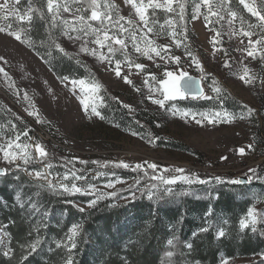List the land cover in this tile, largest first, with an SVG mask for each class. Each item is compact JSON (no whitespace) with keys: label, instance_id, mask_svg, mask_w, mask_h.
Instances as JSON below:
<instances>
[{"label":"rangeland","instance_id":"374dc122","mask_svg":"<svg viewBox=\"0 0 264 264\" xmlns=\"http://www.w3.org/2000/svg\"><path fill=\"white\" fill-rule=\"evenodd\" d=\"M3 2L4 0H0V3ZM111 2H114L120 8L121 15L125 17L131 16L132 19L138 21L134 10L131 9L130 5H125L123 0H111ZM247 2L260 11L261 14H264V0H247ZM193 6L190 1L188 11L185 10V23L188 20L189 32L187 30V40L180 47H176L172 42V38L167 35V26L164 27L163 33H160V25H156L154 32L148 34L149 38L155 40L157 45H171L172 54L181 57L180 67L192 77L202 79L205 95L217 97V93L213 91L214 85L211 86L208 80L217 78L230 95L240 102V106L236 109L227 106L226 98L228 96L223 91L216 99H178L166 102V108L161 109L147 99L149 92L144 81L149 79V73L154 74L158 80L161 79L164 67L173 70L175 68L174 64L165 65L164 61L159 60V58H155L154 63L152 60L136 53L129 43L128 53L131 58L136 63L146 65L145 71L140 72L132 68L131 74H129V69L122 65L123 75H128L133 82L130 85L124 82L123 75L121 77L115 75L113 71L114 64L110 66L107 61L101 63L95 57L79 53L82 41L73 43L67 38L61 37L58 40L61 46L70 54L79 53L76 58L86 66L78 65L73 60L75 72H66L64 75L90 80V70L91 76H94L102 86L107 87V92L110 95L112 94L115 100H118L127 117L117 121L114 108L111 106L107 96L104 95L103 90L99 93L88 94L93 99L89 100V114H86L83 105L80 103L81 98H88L85 93L80 92L79 88H77L74 94L71 90V84L67 81L62 82L49 65L41 59V56L34 51L33 47L17 42L6 33H0V57H4V60L7 61V63H4V61L0 60V67L4 68L9 77H11V84H14V87L10 86V82L4 77L3 73H0V111L5 115L4 119L0 121V143L13 138L17 133L27 131L29 136L32 137L29 143L34 145L35 138L33 140V137H37V133H47L52 140L41 139L50 146L51 152L54 151L57 155H61L65 162L71 161L76 157L79 160L89 161L87 165L76 162L75 169L79 170V174H83L86 169L89 170L87 172L88 181L97 185L99 191L105 193L117 192L118 189H126L129 185L135 183V178L127 174V171L132 170L114 168L111 164L108 167H98L92 164L91 161H99L101 164L118 161L135 164L148 161L156 163L161 170L165 167H180L184 168L186 173H197L201 178L205 174L211 175V177L228 175L245 181L248 180L247 177L251 174L249 169H256L257 175L264 177V59L261 58L264 57V43L255 46L257 49L255 59L247 56V52L242 50L246 47H251L248 45V37H244L238 32L237 34L231 33L226 24L230 17L226 16L225 21L206 27L202 15L198 19H192ZM230 6L238 13L237 19L232 25L234 29L241 27V17L244 21L245 30H249V24H259L257 17L252 16L243 5L238 3V0H232ZM16 7L21 9V14H23V9L26 8V6H21L20 4H17ZM204 11L205 9L202 8L201 12L203 13ZM158 12L160 13L158 19L163 21L165 14L159 10ZM149 13H151V10H149ZM212 19L215 20L216 18L213 17ZM9 23H11L12 29L20 26V22L16 21L13 16H9L7 20L0 19V26H7ZM26 24L27 22H24L25 27ZM221 25H224V27H221ZM212 27L221 32V36L217 37L220 42L215 45V49L212 43L215 33L210 31ZM176 31L178 33L181 31L179 25H177ZM251 31L254 33L251 37L253 41L264 36V29L258 26L252 28ZM177 39H183V37L178 36ZM40 40L44 39L38 38L37 41H34L41 49L47 52V45L41 46L39 44ZM89 47L96 46L89 44ZM115 47L119 48V45H115ZM186 48L203 65V72L197 69L191 58L186 55ZM103 51L107 53L106 48ZM58 53L59 55L56 58L58 57L59 60L57 61L61 64L62 62H70L68 61L70 59L67 57L65 59L63 54ZM115 56L116 59H123L120 52H117ZM226 62L230 65L229 67L225 66ZM157 63L161 67H156ZM245 67L249 70V75L254 77L253 81L248 84L239 79V75L243 74ZM149 83H153L151 79H149ZM17 92H19V95H17ZM25 92L28 94L31 103L38 110L40 122H38L36 115L28 114L29 111H32V108L29 107V101L23 98ZM99 97H103L102 103ZM94 103L97 111L104 116V119L91 114V108ZM172 104L177 109H190L195 112L221 110V106H223L224 109L235 114L237 118L231 123L217 122L216 124H208L205 121L204 125L200 126L193 121H185L180 117L179 113L172 115L169 108V105ZM124 105H129L132 111L129 108H125ZM242 106L254 109L253 115L243 119L239 118V114L246 111ZM6 110L21 119H25L28 129L31 133L33 132V135L28 130L17 128V125L13 124L12 118ZM138 116L144 117V119H154L155 122L152 126L153 137H159L155 144L148 142L149 136L152 135L147 134L136 126L134 120ZM13 125H15L14 128ZM132 132H136L139 135H132ZM24 140H27V137L21 136V141ZM172 143L183 145L185 148H175ZM248 145L252 146L251 149ZM241 148L245 150L244 155L239 154V149ZM46 150L48 151V149ZM32 152L33 155H38L35 153L34 148ZM222 157H227V159H222ZM18 161L19 163H17ZM15 164L22 165L23 162L17 159ZM37 164L36 170L44 166L40 163ZM5 167H13L14 169V166L4 163L2 153H0V169ZM68 168H72L71 163L67 165V168L63 165L62 169L52 168L50 171L63 173ZM113 172L115 176L98 175V173ZM26 176L28 175L26 174ZM28 177L35 183L38 182L34 177ZM117 177L124 182L116 184L114 188L104 187L109 180H115ZM258 181L264 184V179H258ZM65 183L70 184L71 180L65 181ZM77 183L83 184L85 181H77ZM248 184L246 182L238 185L241 186L239 189H225V191L231 192L230 195L232 197H240L242 193H245L246 199L253 201L247 212L250 208L254 209L256 220L258 221V214L264 209V188L261 191L262 194H257L242 187H248ZM221 186H214L215 191H218ZM175 187L180 186L177 185ZM49 194L58 200H68L71 197L78 198L79 207H83L85 210L92 208L88 207L87 202L94 199L91 195L80 193ZM253 197H259V199H253ZM108 199L110 198L106 197L97 203ZM187 199L196 201V199L190 197L183 200ZM131 201L132 199L117 198L111 204L113 206L110 207L118 209L119 207L127 206ZM181 201L177 205H181ZM151 204L154 206L153 202ZM165 205L167 203L155 206V208L164 207ZM247 212L243 214L241 219L247 217ZM262 217L264 222V213H262ZM251 227L250 224L243 231H251ZM0 232H3V229L0 228ZM3 238L5 240L6 236ZM253 259H229L222 256L219 264H225V262L226 264H243Z\"/></svg>","mask_w":264,"mask_h":264},{"label":"snow or ice","instance_id":"6c2138e0","mask_svg":"<svg viewBox=\"0 0 264 264\" xmlns=\"http://www.w3.org/2000/svg\"><path fill=\"white\" fill-rule=\"evenodd\" d=\"M125 5H130L131 9L134 10L135 16L138 17V21L130 17H125L120 14V8L111 0H43L44 7H46V12L43 8H33L32 0H28V6L23 9V14H21V9L17 8L16 5L20 3V0H4L0 3V19L7 20L9 16H13L16 21L20 22V26L16 29H12L11 23L7 26H0V33H6L8 36L14 38L17 42L25 44L29 47L35 46V42L29 33L32 31L33 24V12L36 13V19L42 21L45 25V32L47 33L46 40H40L39 44L41 46L47 45L48 51L41 55V59L45 57L52 56V50H58L64 57L70 60H75V63L86 67L82 62L76 58L79 53H84L89 56L95 57L101 63L107 61L111 66L114 64L113 71L117 77H121L122 65L129 69V74H131V69L135 68L140 72L145 71L146 65L142 63H136L128 53L129 43L136 53L152 60L155 63V58L164 61L165 65L174 64L175 68L169 70L164 67L162 71V78L157 79L154 74L149 73V79L153 82L149 83V79H145L144 83L148 87V96L153 104L158 105L161 109L166 108V102L176 101L178 99H216L219 97L222 89L219 86H214L213 91L217 93V97L207 96L204 93L202 84L200 80L193 78L187 71L180 67L181 57L175 56L171 52V45H157L155 40L149 38V33H153L156 25H160V33H163L164 27H168L167 35L172 38V42L176 47H180L182 43L187 40V28L185 24V5L188 0H123ZM193 3L192 8V19H198L201 15L203 16L205 26L219 24L221 21H225V17H230L226 21V24L232 34H241L244 37H248V45L251 47H246L242 51L247 52V56L256 58L257 44L264 43V36L260 39L253 41L251 37L253 36L254 27H259L264 29V14H261L255 7L251 6L247 0H238L240 5H243L252 16L257 17L258 25H248L249 30H245L243 18H240L241 27L239 29H234L232 27L233 22L237 19L238 13L233 10L230 6L232 0H191ZM175 5V7H174ZM204 8L205 11L202 13L201 9ZM151 10V13H149ZM162 11L165 15L163 21L157 18V12ZM6 13V14H4ZM67 14V15H65ZM173 14V15H168ZM216 19L213 20L212 18ZM24 22H27V27L24 26ZM95 22V23H93ZM179 25L181 31L178 33L176 27ZM224 27V25H221ZM210 31L215 33L212 38V43L215 49V45L220 41L217 37L221 36L220 30L212 27ZM139 33V35H138ZM178 36L183 37V39H177ZM61 37L67 38L69 41L75 43L76 41H82L79 47V53L73 55L68 53L58 42ZM91 38V39H89ZM243 43V41H241ZM89 44L95 45L96 47H89ZM119 45V48L115 47ZM107 49V53L103 50ZM240 50V49H238ZM120 52L123 59H116L115 54ZM40 55L39 52H37ZM154 54V55H153ZM186 55L192 60L197 69L201 72L204 71L203 65L193 55L191 51L186 48ZM227 55V53H225ZM264 59V57H261ZM0 60L7 63L4 57H0ZM226 67L230 65L226 62ZM156 67H161L160 64H156ZM0 73H3L4 77L11 84V77L0 67ZM90 80L85 78H73L68 75L59 77L61 81H67L72 86V91L75 94L76 89L79 88L80 92L85 93L88 98H81L80 103L83 105L86 114H89V100L93 99L90 93H99L103 86L91 76L89 70ZM239 79L244 81L246 84L251 83L254 77L249 75V70L247 67L243 69V74L239 75ZM123 80L127 84H132V80L129 79L128 75H123ZM214 85H218L217 81H213ZM67 86V85H66ZM139 91V89H137ZM19 95V92H17ZM23 98L29 101V107L32 111H29V115H36L38 122L39 113L35 108V105L31 103L28 94L25 92ZM101 103L103 102V97H99ZM125 108H129V105H124ZM246 111L239 114V118L243 119L245 117H251L254 113V109L247 106H242ZM172 115L179 113L180 117L185 121H193L197 125L203 126L206 121L208 124L221 123H231L237 116L227 109L221 106V110H212L209 112H195L190 109L180 110L177 109L174 104L169 105ZM27 111V109H26ZM91 114H94L101 119L104 116L97 111L95 103L91 108ZM199 117V118H198ZM137 123H139L137 121ZM159 127V125H157ZM15 125H13V128ZM132 135H139L136 132H132ZM21 136L27 137V140L21 141ZM159 137L149 136L148 142L150 144H155ZM32 137L29 136L27 131L22 133H17L13 138H9L6 142L0 143V153H2V159L6 165L14 166L17 175L13 177L14 180L20 179V173H26L30 177H34L37 183L32 185L37 191L35 195L40 196L41 192H49L55 195H63L64 193H80L83 195H91L94 199L87 202L88 207H94L98 201L105 199L106 197H115L119 192H127V195H121L120 199H132L137 198V194L141 198H147L148 201L154 203V207L167 202H178L184 198H194L196 200H213L219 198V193L215 191L214 186L218 185H242L250 183L252 179H264L257 175L256 169H249L253 175L248 177V180L243 179H225L220 176L201 178L197 173H186L184 168H163L160 169L156 163H150L144 161L142 163L130 164L124 161L118 162H105L101 164L99 161H91L92 164L98 167H108L111 164L114 168L131 169L137 173H143V178H146L145 183H141V178L136 179L135 183L129 185L127 189H118L117 192H101L97 185L92 184L88 181V175L85 170L84 174H79V170L75 169V163L87 165L89 161L79 160L78 157L73 158L71 161H67L64 167L67 168L69 163L72 164V168H68L67 171L63 173L51 172L53 164L48 159L50 153L46 150L45 146L41 143L36 142L34 145L29 143ZM251 149V145H248ZM34 148L35 153L38 155H33L32 149ZM239 154L244 155L245 150L243 148L239 149ZM19 159L23 162L22 165L15 164V161ZM222 159H227V157H222ZM33 163L43 164V168L36 170L33 169L29 171L28 165ZM151 170V172H149ZM13 171V167H5L0 169V176H6ZM98 175H112L115 173H98ZM95 179V177H93ZM71 180V183H65V181ZM42 181V182H41ZM77 181H85L83 184H78ZM119 177L115 180H109L104 187L114 188L116 184L123 183ZM179 185L180 187H175ZM203 186V187H200ZM253 199H259V197H253ZM14 200L21 208H24L25 204L29 205L28 211L36 210L39 211L37 203L33 202L31 195H28L26 199H22V186L21 190H18L14 195ZM78 206V205H75ZM113 206V205H109ZM80 212H84L83 207H79ZM213 214L211 206H209L206 217L205 226H202L198 232L207 233L212 227V221L207 219L208 216ZM44 217H47V212H45ZM250 218V219H249ZM182 219V218H181ZM222 223L227 224V219H223ZM256 214L254 209H249L247 212V217L239 220V226L241 230L248 228L251 224V231L256 232ZM42 225L38 222L36 225L37 233H39V228ZM82 231L81 224H73L70 228V234H66L64 240L55 241L56 247L63 248L66 250L67 255L63 258L64 264H73L74 252L73 250L78 247V237ZM31 235V233H29ZM197 233H193V237ZM4 236H9L6 232H0V253L3 257L11 259V253L13 249L8 247L11 242V237L6 242ZM226 236V231L222 227H217L216 238H223ZM43 242V238L37 234L35 239L26 241L20 244L22 249V255L20 257L21 264L24 260H27L29 256L37 252ZM168 245L177 247L175 242V236L168 239ZM185 247L188 250L187 253L181 252L180 255H190L193 250V244L191 242H185ZM49 251L52 249L49 248ZM175 253L173 251H168L167 256L169 258L173 257ZM169 264H175L174 261H169ZM183 264H189L188 261H184ZM226 264V262H225Z\"/></svg>","mask_w":264,"mask_h":264},{"label":"trees","instance_id":"16d2710c","mask_svg":"<svg viewBox=\"0 0 264 264\" xmlns=\"http://www.w3.org/2000/svg\"><path fill=\"white\" fill-rule=\"evenodd\" d=\"M190 1L188 0L185 5L187 11ZM19 4L27 7L28 0H20ZM32 5L34 9L43 8L46 12L43 0H32ZM159 14L157 12V18ZM33 24L34 27L29 33L32 40L37 41L38 38L46 40L45 25L36 19L35 12H33ZM185 24L189 32L188 20ZM33 49L36 53H40L39 56L46 52L36 42ZM58 52L53 49L52 56L45 57L43 60L59 77L64 76L66 72H75L73 60L62 62V64L57 61L59 60L58 57L56 58L59 55ZM208 80L211 86L214 85L213 81L218 82V85L214 86L221 87L228 96L226 98L227 106L232 109L240 106V102L230 95L217 78ZM102 90L114 108L117 121L127 117L118 100H115L112 94L107 92V87L103 86ZM7 112L17 128L30 132L25 119H21L12 112ZM4 117V113L0 111V121ZM134 121L139 129L152 137L154 136L152 127L154 119H144V117L138 116ZM31 134L33 135V132ZM36 142L48 149L50 153L48 159L53 164V168L62 169L66 162L61 155H57L54 151L51 152L50 146L41 138L35 137ZM172 144L178 149L185 148L183 145ZM27 167L29 170L36 169L38 164L33 163ZM88 171L86 169V172ZM127 174L134 177L135 181L141 178L142 184L146 182L142 172L137 173L129 170ZM15 175L17 172L13 169L8 175L0 176V228L11 237L8 247L13 249L11 259L3 257L0 253V264H21L22 249L20 244L35 239L37 234L43 238V242L37 252L29 256L22 264H64L63 258L67 255L66 250L63 246L57 248L55 241L64 240L66 234H69L71 226L77 223L82 225V231L78 237V247L73 251L75 254L73 264H169L170 260L175 264H183L184 261H188L189 264H219L222 256L229 259L254 258L243 264H264V222L262 217L264 209L258 214L256 232L243 231L239 226V220L253 201L246 199L245 193H242L240 197H232L231 192L225 191V189L236 190L241 186L224 184L218 188L219 198L211 201L187 199L182 200L181 205H177L179 201L167 202V205L159 208H155L146 197L141 198L139 195L127 206L118 209L111 208L109 205L127 193L119 192L115 197L80 212L78 198L58 200L49 192H41L37 197L35 195L37 190L32 186L35 182L26 176V173H20L19 180L13 179ZM252 175L251 173L248 177ZM206 177H211V175L205 174L202 178ZM220 177L235 179L234 176L228 175H220ZM248 185V187H242L247 191L262 194L264 184H261L258 179H252ZM21 186L22 199L31 195L33 202L37 203L39 211H28V204L21 208L15 202L14 195L18 190H21ZM209 206H211L213 214L207 219L212 221V227L207 233H199L198 230L205 226L204 222ZM45 212H47L46 218L43 215ZM223 219H227L228 223H222ZM38 222L42 225L39 228V233L36 230ZM217 227H222L226 231L225 237L216 238ZM193 233H197L195 238ZM9 236H6V242L9 240ZM173 236H175L177 247L167 243L168 239ZM185 242H191L193 250L190 255L182 256L181 252H188ZM49 248L52 250L49 251ZM168 251H173L175 255L169 258Z\"/></svg>","mask_w":264,"mask_h":264},{"label":"built area","instance_id":"2783aa9c","mask_svg":"<svg viewBox=\"0 0 264 264\" xmlns=\"http://www.w3.org/2000/svg\"><path fill=\"white\" fill-rule=\"evenodd\" d=\"M37 137H39V138H44V139H46L47 141H49V140H52L51 139V137L47 134V133H37V135H36ZM34 138H35V136L33 137V140H34ZM17 163H19V161L17 162Z\"/></svg>","mask_w":264,"mask_h":264},{"label":"water","instance_id":"95a60500","mask_svg":"<svg viewBox=\"0 0 264 264\" xmlns=\"http://www.w3.org/2000/svg\"><path fill=\"white\" fill-rule=\"evenodd\" d=\"M193 78H195V79H197V80H200V81H201V84H202V87H203V82H202V79H201V78H197V77H193ZM203 90H204V93H205V89H204V87H203ZM189 99H191V98H189Z\"/></svg>","mask_w":264,"mask_h":264}]
</instances>
